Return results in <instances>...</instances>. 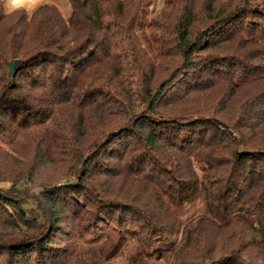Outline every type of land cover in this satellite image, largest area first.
Instances as JSON below:
<instances>
[{
	"label": "trees",
	"instance_id": "obj_1",
	"mask_svg": "<svg viewBox=\"0 0 264 264\" xmlns=\"http://www.w3.org/2000/svg\"><path fill=\"white\" fill-rule=\"evenodd\" d=\"M68 1L67 18L49 5L30 18L25 11L0 14V264H103L95 246L89 249L92 257L70 250L67 234L58 240L68 247H55L53 230L70 212L80 219L77 231L85 228V218L101 213L119 224L140 216L135 227L117 234L107 228L98 237L136 241L141 249L130 264H160L159 259L185 256L189 248L193 260L183 264H264V148L251 147L252 141H264L260 3L165 0L161 15L148 25L150 35L143 21L137 35L134 25L147 14L150 0ZM120 40L131 46L127 57L135 68L129 70L141 80L135 92L122 80L128 67ZM141 43L153 48V56ZM158 69L166 77L153 87ZM225 111L233 123L220 117ZM232 131L239 137L233 139ZM115 143L119 148L109 153ZM120 150L124 156L136 153L129 161L145 173L141 181L156 188L155 200L169 202L167 209L159 207L163 212L116 201L109 187L102 191L93 183L101 174H116L109 160ZM49 168L62 175L58 186L48 187ZM161 172L168 177L163 184L155 176ZM36 183L42 200L28 197ZM18 193L23 195L15 197ZM87 202L99 209L87 210ZM196 203L204 215L190 224L180 244L158 242L178 224L185 206ZM110 205L119 208L112 211ZM227 216L230 223L222 230L242 223L249 240L227 254L200 255L204 240L198 227ZM51 222L53 230L45 229ZM86 228L91 234L90 225ZM241 247L257 255L247 258Z\"/></svg>",
	"mask_w": 264,
	"mask_h": 264
},
{
	"label": "rangeland",
	"instance_id": "obj_2",
	"mask_svg": "<svg viewBox=\"0 0 264 264\" xmlns=\"http://www.w3.org/2000/svg\"><path fill=\"white\" fill-rule=\"evenodd\" d=\"M257 1L260 3V6H261L260 9L261 10L264 9V0H257ZM164 2L165 0H150L149 1L147 14L143 18V20H139L134 25V28H133L134 34L139 35L141 33L139 32V29H140L139 27L141 25V22L143 21V23H146L145 25L147 26V28L144 29V32L145 34L150 35V29L148 28V25L153 20L158 19V17L161 15L162 10L164 8ZM44 5L56 7L58 11L60 12V14L65 18L69 17L72 12V8L68 0H24V4L21 7L16 8L11 11H9V9L12 8L11 4L8 3L7 0H0V14L6 17V16H9V13H12L14 11H25L27 16L30 18L40 7ZM8 24H9V20H5L2 24V28L3 30H5L4 33H6V27L8 26ZM141 45H142L141 46L142 50H144V52H146L149 55V57L153 56L152 47L144 43H141ZM130 50H131V46L128 43L123 42V41L120 42L119 54L123 56L122 57L123 63L126 67H128L127 68L128 72L124 74V78H122V80L125 81L126 86H128L130 91L135 92L138 89L137 85L141 84V80L139 79L138 76L137 77L133 76L132 70L131 71L129 70V69L135 68L130 63L131 58L127 57V53H131ZM157 71L159 75H158V78L155 79V81L153 82V87L156 86L157 84L156 81L160 79H164L166 77L165 73H161L159 69ZM118 82L120 81L118 80ZM226 112L227 111L222 112L220 114V117L224 120H227L226 121L227 123H230V124L233 123L230 118L232 116L230 115L229 112L227 113ZM232 133H233V139L234 138L236 139L239 137V135L236 132L232 131ZM122 142L124 143V141H120L119 143H122ZM261 143H264V141L262 142L252 141L251 147L255 149H259L260 146H263L264 148V144L261 145ZM110 148L111 150L109 153H111L112 150L116 151V149H118L119 146H117V144L115 143V144H112ZM162 151H164V154H166L165 149H163ZM132 155L134 157L136 153L128 154L124 156V152L120 150L119 154H116L113 160H109V164L113 166L112 167L113 171L116 170V174H114L113 177L111 176L109 178H106V177L104 178V176L102 177V174H101L99 175L100 181L97 182V180H95L93 183L96 186H98L102 191L107 190V187H109L110 192L108 193V195H112L114 198H119L116 201L124 200L125 201L124 203H127V202L128 204L133 203L135 205H138L139 207L146 206V207H150L151 209H158L159 212H163V209L159 207H163L164 209H167L169 206V202L165 200L166 198L165 199L163 198L164 199L163 202L155 200L156 191H154V189L156 188L149 184H145L141 181L144 178L145 173L143 172L142 169L140 170L138 167L133 166L134 162L129 161V158L133 159ZM10 156L15 157L17 159H21L19 155L17 154L15 155L13 152L10 153ZM120 157H122V159H120ZM105 158L106 157L101 156V159H102L101 161L104 162ZM13 161L14 160L11 159L10 163L11 164L16 163ZM140 165H142V161L140 162ZM131 167L133 170H131ZM99 169H101L100 166L98 167V170ZM46 176L49 178V181H50V183L48 184V187L52 185L58 186V183L64 180L62 175H60L53 168L47 169ZM155 176L160 179L158 182L161 184L166 183L168 181V177L163 176L162 172L161 174H156ZM102 181L106 183L107 186L100 184ZM42 184L44 183H41V185ZM92 186L95 187L93 184ZM167 187H168V184L167 185L165 184L161 186V189L167 188ZM39 188H40L39 183H36L35 185L30 184L29 191H28L30 196L28 197L29 198L32 197L36 200H42L40 198L41 193H40ZM169 191H171V189H169ZM150 192H153V193H150ZM21 195H23V193L15 194V197H18ZM128 197H130V199H135V200L134 201L127 200L129 199ZM196 205L198 204L196 203L191 207L185 206L184 210L185 209L186 210L183 211V214L180 216L178 224L169 227V229H167L168 235L166 233L165 235L161 234V237L158 238L159 241L158 240L157 241L158 242H164V241L171 242L170 246L172 244L173 247L174 246L177 247L180 244V242L184 239V237L186 236V233H187L186 231L188 227L190 226V224L197 223L199 218L204 215V210L201 208L198 209ZM87 206H89L88 208H86L87 210L92 209L94 207L99 209V205H93L91 203L89 204V202H87V205H85V207ZM110 206H111L110 208H112V211L116 210L117 208V206L115 205H110ZM167 215L168 214H166V216ZM74 217L75 216L72 214V212H70V214H67V216L62 215L61 219L63 222H61L57 226V228H55V230H53L54 227L52 228L53 226L52 222L50 224L47 223L46 225H44V227L45 229L46 228L48 229L49 227L50 231L52 230L54 231L52 234L56 238V240H58L59 237H61L62 235L61 233H64V235L67 234V236H65L63 239L68 240V245H69V240L71 239L70 241L73 243V245H72V248H70V250L75 248L76 251L82 252L83 255H85L86 257H92L95 252V251L91 252V250H89L91 249V246L97 247L98 255L101 256L100 261H103V264H130L131 257L135 256L136 254L140 252L141 248L139 249V246L137 245L136 241H133L132 239L128 240L127 242L123 240L118 241L117 236H115L118 230L124 229L128 225H130V227H135L136 223L139 224V221H143L141 220L142 218H140V216H137L136 218L137 220L135 219L128 220L126 221V223H123L121 221L119 224V221L117 220V218L112 221V220L107 219V216L105 214L101 213V216L99 218L103 219L104 222H101L100 220H98L99 218H88L87 217L84 219L82 223L85 228L83 229L79 228L78 231L75 230L76 228L75 225L79 223L80 219L76 220ZM229 221H230V217L227 216V218H221L219 221L204 222L198 227V231L201 233V237H203V240H204L203 243L199 245L200 255L202 254L207 255L210 250L214 251L216 255H221L224 253L227 254L233 248L235 249L239 248L237 246L239 245V242L244 241V243H246V241L249 240L248 228L246 225L242 223H237L233 227H231L229 230L223 231L222 229H224L225 226L230 223ZM88 225H90L89 229H91V234L85 233V229H88L86 228ZM107 228L108 229L115 228L116 231L114 233L116 234H111L110 237H108V240H105V237L102 239L101 238L98 239L102 231H104V229H107ZM24 231H22V233H24ZM17 236L21 237V235H16L15 237ZM89 238L91 239L90 242L88 241ZM189 239H190V242H192L193 236ZM73 241L75 242V244ZM62 242H63L62 239L58 240L57 245L54 244L55 247L57 248L66 247L67 248L68 246L62 245ZM155 245H157V243L153 241L152 246H155ZM240 249L243 251L242 253L247 258H249L250 256L254 257V255H257L256 254L257 250H255L252 247H241ZM192 251L193 250L189 248L184 252L185 256L183 255L180 256V254H179L180 257L177 255L176 256L173 255L164 260L159 259L157 262L160 264H183L182 261L189 262L193 260ZM143 255L144 253L142 252L141 258L143 257ZM228 261L229 260H227V262L222 263V264H232V262H228ZM211 264H221V263L218 261L216 263L213 262Z\"/></svg>",
	"mask_w": 264,
	"mask_h": 264
},
{
	"label": "clouds",
	"instance_id": "obj_3",
	"mask_svg": "<svg viewBox=\"0 0 264 264\" xmlns=\"http://www.w3.org/2000/svg\"><path fill=\"white\" fill-rule=\"evenodd\" d=\"M11 4L12 8L9 11L21 7L24 4V0H7Z\"/></svg>",
	"mask_w": 264,
	"mask_h": 264
},
{
	"label": "water",
	"instance_id": "obj_4",
	"mask_svg": "<svg viewBox=\"0 0 264 264\" xmlns=\"http://www.w3.org/2000/svg\"><path fill=\"white\" fill-rule=\"evenodd\" d=\"M17 63H18V61H14V62L10 63L9 76H13Z\"/></svg>",
	"mask_w": 264,
	"mask_h": 264
}]
</instances>
